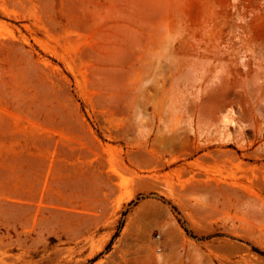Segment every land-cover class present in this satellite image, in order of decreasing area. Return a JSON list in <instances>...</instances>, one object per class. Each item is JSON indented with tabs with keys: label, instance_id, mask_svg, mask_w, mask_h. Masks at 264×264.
<instances>
[{
	"label": "rangeland",
	"instance_id": "rangeland-1",
	"mask_svg": "<svg viewBox=\"0 0 264 264\" xmlns=\"http://www.w3.org/2000/svg\"><path fill=\"white\" fill-rule=\"evenodd\" d=\"M0 264H264V0H0Z\"/></svg>",
	"mask_w": 264,
	"mask_h": 264
}]
</instances>
